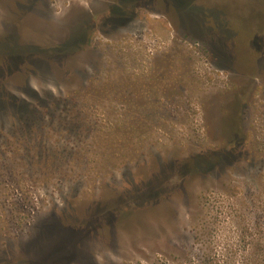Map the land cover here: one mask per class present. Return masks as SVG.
<instances>
[{
  "label": "rangeland",
  "instance_id": "1",
  "mask_svg": "<svg viewBox=\"0 0 264 264\" xmlns=\"http://www.w3.org/2000/svg\"><path fill=\"white\" fill-rule=\"evenodd\" d=\"M0 264H264V0H0Z\"/></svg>",
  "mask_w": 264,
  "mask_h": 264
},
{
  "label": "trees",
  "instance_id": "2",
  "mask_svg": "<svg viewBox=\"0 0 264 264\" xmlns=\"http://www.w3.org/2000/svg\"><path fill=\"white\" fill-rule=\"evenodd\" d=\"M14 56V55H13Z\"/></svg>",
  "mask_w": 264,
  "mask_h": 264
}]
</instances>
